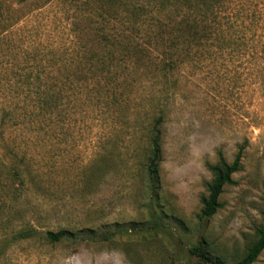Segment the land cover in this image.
<instances>
[{
  "label": "rangeland",
  "instance_id": "obj_1",
  "mask_svg": "<svg viewBox=\"0 0 264 264\" xmlns=\"http://www.w3.org/2000/svg\"><path fill=\"white\" fill-rule=\"evenodd\" d=\"M173 5L193 15L200 35L207 26L205 50L183 54L165 83L152 61L118 72L114 59L110 85L124 95L107 106L104 72L87 69L96 59L77 65L80 46L99 49L102 33L116 49V0H0V264H192L189 248L198 243L231 263L255 239L264 220V0H151L143 16L161 18ZM38 83L49 92L63 85L50 114L35 102ZM158 109L159 182L151 190L146 127ZM238 150L234 183L199 220L208 165L218 151L230 163ZM114 223L127 231L110 240L44 238ZM28 228L33 236L15 238ZM252 264H264V249Z\"/></svg>",
  "mask_w": 264,
  "mask_h": 264
},
{
  "label": "trees",
  "instance_id": "obj_2",
  "mask_svg": "<svg viewBox=\"0 0 264 264\" xmlns=\"http://www.w3.org/2000/svg\"><path fill=\"white\" fill-rule=\"evenodd\" d=\"M116 0V14L121 13L120 17H116V49L113 50L115 43H112L108 33H102L101 36V47L99 49H93L90 47L85 51L84 45H81L80 58L84 59L83 62L77 65L79 69H82L83 64L88 59L95 58L96 61L92 64L89 63L87 69L93 70V75L96 73L104 72L102 82H99V92L104 89V94L107 97L106 105H119L122 101L124 93L118 91L117 85L114 82L112 76L118 75L112 68H115L113 63L116 59V69L118 72L125 68H128L135 63L145 61L154 64L151 69L153 76L162 78L165 83L168 75L173 73L178 64L182 60V55L187 54L193 46H197L202 50H205L207 45L206 41L209 38L206 31L207 26L201 28L202 34H199L197 23L193 15L186 14L185 16H179L176 13L177 6H171L169 10L162 15L161 18L156 17L153 20H146L143 16L146 11L145 8L151 5V0L146 2L138 3L135 0ZM161 4L157 1L155 5ZM158 5L156 6L158 8ZM162 8V7H161ZM186 31L183 33L182 28ZM142 33L144 36L139 40L136 34ZM112 46V47H111ZM116 50V54L115 51ZM90 52L86 55L87 52ZM151 51L155 52L154 57H151ZM143 58L145 60H143ZM100 64L97 66V64ZM93 66H92V65ZM123 64V66H121ZM146 64V63H145ZM143 67V66H142ZM95 68V69H94ZM145 68V66L143 67ZM126 75V72H122ZM128 74L129 71H128ZM127 74V75H128ZM117 82V81H116ZM125 80L123 81V83ZM128 85V83H127ZM50 86V85H49ZM48 89L40 90V84L35 86V102L41 111L44 110L45 114H50L54 107L59 106L61 99L60 92L63 91V85L58 89L57 92ZM110 86V87H109ZM119 86V85H118ZM65 89V85H64ZM161 92L162 89H161ZM62 95V94H61ZM157 116L153 118V121L148 127H146L149 135L147 145V155L145 158L144 170L147 177V187L154 190L158 186L159 174H158V163L160 160V123L162 121L161 110L158 109ZM241 150H238L235 154L232 162L228 163L223 158L220 151H218V162L215 164L208 165L213 176L209 184L207 185V193L200 197V209L197 213L199 220H205L210 218L220 207L221 203L218 201L219 195L223 190L225 184L234 183L231 175L240 168ZM264 218V209L262 211ZM112 228L104 227L102 230L97 231L91 228H80L71 230L67 228H61L56 231L47 230L44 233V238L49 243H56L63 240H68L73 243L89 240L93 242L110 240L116 237V234L121 231H127L126 228L118 226L116 223L112 224ZM129 227L134 231H148L143 223H130ZM36 230L33 228L23 229L18 232L15 238H29L35 234ZM0 247V253H1ZM264 249V220L263 223L255 231V239L247 246L244 254L241 258L227 263V261L220 257L212 255L208 252L206 246L202 243L195 244L189 248V252L198 258V261L192 264H252L260 252Z\"/></svg>",
  "mask_w": 264,
  "mask_h": 264
}]
</instances>
